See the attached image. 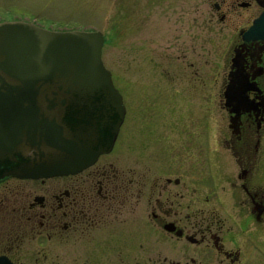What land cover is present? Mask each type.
Listing matches in <instances>:
<instances>
[{"label": "flooded vegetation", "instance_id": "flooded-vegetation-1", "mask_svg": "<svg viewBox=\"0 0 264 264\" xmlns=\"http://www.w3.org/2000/svg\"><path fill=\"white\" fill-rule=\"evenodd\" d=\"M187 1L194 8L193 27L182 39H191V53L178 44L175 70L166 54L164 74L172 78L175 71L183 79L168 82L197 85L195 39L202 34L209 40L218 30L227 40L224 87L229 70L239 66L258 102L235 116L224 94L220 98L227 119L224 146L235 157L228 182L201 189L188 161L195 146L183 147L178 114L162 112L161 129L152 130L151 113L136 112L123 96L125 114L112 146L85 166L0 174V258L13 264H264V38L243 36L264 0ZM109 2L103 0V7ZM111 3L119 7L122 0ZM151 142L159 154L153 155ZM185 160L191 163L186 173Z\"/></svg>", "mask_w": 264, "mask_h": 264}, {"label": "water", "instance_id": "water-1", "mask_svg": "<svg viewBox=\"0 0 264 264\" xmlns=\"http://www.w3.org/2000/svg\"><path fill=\"white\" fill-rule=\"evenodd\" d=\"M243 36L264 38V8ZM103 41L96 27L0 19V174L73 171L112 146L125 103L103 61ZM228 74L224 102L237 116L258 102L241 67Z\"/></svg>", "mask_w": 264, "mask_h": 264}, {"label": "rangeland", "instance_id": "rangeland-1", "mask_svg": "<svg viewBox=\"0 0 264 264\" xmlns=\"http://www.w3.org/2000/svg\"><path fill=\"white\" fill-rule=\"evenodd\" d=\"M111 1L107 0L109 3L103 7V0H0V19L28 16L51 27L100 28L104 33L102 58L127 104L135 105L136 112L151 113L150 127L157 131L162 127V112L178 114L183 147L190 149L189 143L195 146V154H190L188 161L193 160L191 170L195 169L199 187L212 189L220 182H228L225 177L233 175L235 157L224 146L227 119L220 101L227 40L218 30L209 40L199 34L195 42L200 81L195 87L170 84L168 80L183 79L175 71L172 78L164 74L166 54L172 57L171 68L175 70L179 59L173 55L179 51L178 44L183 42L191 53V39H182L193 27L194 8L190 2L168 0L167 6L159 7L149 6L146 0H136L135 6H131L130 0H122L117 7ZM126 116L128 124L129 111ZM151 146L153 155L160 153L154 142ZM259 155L264 169V140ZM188 164L191 165L185 160V173L191 171Z\"/></svg>", "mask_w": 264, "mask_h": 264}]
</instances>
